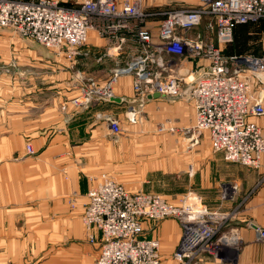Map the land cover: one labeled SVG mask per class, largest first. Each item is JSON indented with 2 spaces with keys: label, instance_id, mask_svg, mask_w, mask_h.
Returning <instances> with one entry per match:
<instances>
[{
  "label": "built area",
  "instance_id": "built-area-1",
  "mask_svg": "<svg viewBox=\"0 0 264 264\" xmlns=\"http://www.w3.org/2000/svg\"><path fill=\"white\" fill-rule=\"evenodd\" d=\"M261 20L264 0H198L196 7L181 9H145L142 0H0V28L49 50L72 49L64 53L69 62L81 54L77 46L90 32L111 44L105 53L114 62L109 75L101 85L93 76L78 74L73 106L85 109L111 101L117 79L130 76L137 106L126 117L135 123L154 95L178 97L186 86L194 122L182 133L195 139L207 134L213 153L251 169H259L264 154V133L252 121L264 117V50L259 56L224 51L236 26ZM125 48L130 55L121 58ZM189 61L203 64L190 73L179 72ZM106 126L113 137L121 134L118 120L109 118ZM157 130L176 132L164 124ZM25 152L34 153L30 143ZM93 182L81 222L89 242H95L94 231L100 234L94 264H162L159 242L143 237V224L169 218L182 229L172 254L178 264H195L204 255L225 261L241 247L237 231L225 229L224 218L190 192L176 204L156 193H129L104 175ZM235 190L225 187L223 197L231 198ZM255 232L264 243V228Z\"/></svg>",
  "mask_w": 264,
  "mask_h": 264
},
{
  "label": "crops",
  "instance_id": "crops-1",
  "mask_svg": "<svg viewBox=\"0 0 264 264\" xmlns=\"http://www.w3.org/2000/svg\"><path fill=\"white\" fill-rule=\"evenodd\" d=\"M142 2L145 9L194 8L198 4V0H143ZM150 28L155 35V27L150 26ZM0 37L11 40L12 33L8 29L0 31ZM90 37L94 39L96 36L90 32ZM101 40L107 43L105 39ZM127 50L124 49L121 58L130 55V51ZM33 54L30 49L23 46L19 49L0 47V65L14 64L17 65L15 67H19L16 61L18 60L27 67L35 64L32 63ZM55 56L37 58L40 60L33 59L34 62L41 63L40 66L44 67L51 77L49 80L48 75L42 77V81L48 80L47 83L50 85L42 88L48 93L42 96L40 102L35 99L34 94L26 99L27 102L25 100V108L28 105L31 107L35 105L40 107V114H34V111L28 109L17 113V117L23 119L19 133L27 137V143L31 144L34 153L26 154L23 145L18 149L20 153L15 154L16 163L13 165L24 169L31 176V188L30 181L26 178L23 191L26 193L19 198L20 205L15 206L27 208L30 213H33V208H39L40 214L81 219L87 191L94 183L93 178L112 173L114 151L117 150L122 167H126L127 174L124 173V176L128 175L126 178L123 176L122 180L140 181L138 187L129 186L128 190L125 188L129 193L152 191L157 193L156 191L161 189V176H167L169 193L165 198L168 201L177 204L190 192L224 218L225 229L237 231L241 242L238 251L232 250L225 261L221 262L209 256H200L195 264H264V243L258 239L255 232V228H264V154L259 169H251L228 163L224 161L222 154L213 153L207 134H203L198 139L191 138L189 133L183 134L182 132L188 130L194 122L193 102L186 86L182 87L183 94L178 97L158 96L147 101L142 112L136 114L135 123H130V130L123 132L121 126V136L113 137L107 129V120L114 118L120 123L126 117L127 111L137 106L131 77L120 76L113 86V99L118 102L111 100L94 103L85 109L77 108L70 103L78 88L77 80L73 79L74 74L79 72L83 76L87 74L93 76L95 69L101 72L103 70L102 74L96 77L102 85L112 65L103 64L97 67L94 63L85 64L78 57V63L73 67L76 68V72L72 73L71 77L70 65L65 54L57 51ZM201 64L203 63L196 61L184 62L177 70L187 74L198 70ZM67 67L69 69H66ZM29 74L30 71L25 69V79L31 81L33 78H30ZM9 77L11 78L12 75ZM34 83L30 82L32 85L25 89L26 93L34 92L37 88L33 86ZM142 117L148 120H152V117L154 120L169 121L174 124L175 134L183 136L184 142L180 141L164 148L170 151L168 160L147 164L140 161V156L144 154L141 150L151 156L154 154V151L147 147H141V150L135 149L137 143L132 142L134 141L132 136L147 135L145 139H149L153 135L148 122H145L146 126H136ZM252 121L264 133V117L252 118ZM125 163L135 167L148 166L151 169L147 173L148 176L139 179V173L135 174L128 170ZM13 182L16 184V180L13 181L12 178ZM152 183H155L156 187L152 186ZM231 186L236 188L233 196L229 199L223 197L224 188ZM63 230L71 231L70 236L74 240L62 251L64 256L72 259L70 263L94 264L99 254V232H93L95 242L91 243L80 222L64 223ZM181 233L180 224L171 218L143 224V237L153 238L159 242L162 264H178L172 258V254L178 246Z\"/></svg>",
  "mask_w": 264,
  "mask_h": 264
},
{
  "label": "rangeland",
  "instance_id": "rangeland-1",
  "mask_svg": "<svg viewBox=\"0 0 264 264\" xmlns=\"http://www.w3.org/2000/svg\"><path fill=\"white\" fill-rule=\"evenodd\" d=\"M151 24L155 25V22H152ZM5 30H7V28H0V31ZM10 31L12 33V39H1L0 37V47H12V49L14 47L17 49L22 46L26 47V49H30L34 53L31 58L32 63L35 64L24 67L21 61L16 60L20 68L15 67L17 65L14 64L0 65V264H71L70 261H72V259L70 257L68 259L67 256H64L62 251L65 250L64 248H68L74 240L70 236L71 231L63 230V226L64 223L76 224L80 222V224H82L81 219L76 220L75 218H72V216L40 214L39 208H33V213H30L27 208L15 206L20 205L19 198L26 193H23L26 178L29 179V186L31 188V176L28 175L24 169L15 167L13 164L16 163L14 161V159H16L15 154L20 153L18 149L23 145L25 148V144L27 143V137L19 133V129L21 128L20 124L23 119L17 117V113L28 109L34 111V114H40V107L35 105L34 107H31L28 105L27 108H25V100L34 94L35 99L40 102L42 96L44 97L48 93V91L42 90V88L50 85L47 81L51 79V77L48 75L45 68L40 66L41 63L34 62L33 59H45L49 56L54 57L55 52L57 51L66 54V52H72V49L62 47L59 50H49L39 45L37 42L22 38L11 29ZM235 31L237 38L235 39L233 36V42L231 43L233 44V47H231L230 44L225 48L226 50L232 49L237 52L244 49L243 54L246 53L256 56H259L263 52L264 20L240 26L238 29L236 28ZM234 44H236V46H234ZM109 48L110 44L108 42L106 43L97 37H94V39L91 37L89 38L88 35L86 41L77 46V51H80L81 54L79 56L76 55L77 58L75 59L74 56H72L70 62L66 59L70 65V69L68 67L66 68L69 69L70 76L72 77V73L76 72V68L73 69L70 63L74 62L75 64L78 57L80 60H83L85 64L94 63L97 67H101L103 64L107 66L114 65L112 60H108L105 57V53ZM12 57H14V55H12ZM25 57L26 56H21V58ZM100 57L103 58L98 60ZM25 69L30 71L28 76L33 78L31 80L35 82L33 86L37 87L32 94L25 92V89L32 85L30 84V80L25 79ZM102 72L95 69V74H93V76L96 78L98 75H101ZM78 74L79 72H76L73 79L76 80ZM10 75H12L11 78L9 77ZM45 75H48V80L44 79L42 81V77ZM52 80L58 79L52 78ZM37 89L39 90L37 91ZM53 91H56V89H53ZM10 97L11 100H9ZM151 119L152 120H148V118L142 117L141 121L136 124V126L143 127L146 126L145 122H148L153 132V135H151L149 139H145L147 135L132 136V138H134V141L132 140V142L137 143L135 149L140 148L141 150V147H147L154 151L153 156H151L147 153L145 154V152L141 150V153L144 154L140 156V161L146 164L152 162L155 163L159 160H168L170 158V156H168L170 151L164 148H168L171 144H177L180 143V141H183V136L178 133H176V135L175 133L167 131L159 132L157 130V125L159 124H164L167 128L172 127V129H174L175 127L173 123L171 124L169 121L164 120H154L152 117ZM130 123L131 122L127 117L120 121L119 124L120 127L122 126L123 132L130 130ZM16 149L17 151H15ZM121 164V159L118 156L117 150H115L112 173L105 177L122 185L127 190L129 186L138 187L140 181L126 182L122 180L124 173L127 174V171L126 167H122ZM126 165L128 166V170L135 174L139 173V179H142L145 175L148 176L147 173L149 172V169H151L148 166L135 167L134 165ZM127 176L128 175H125L124 178ZM12 178L13 181L16 180V184L14 182L12 183ZM152 179L153 177L151 180ZM167 179V176H161V189L156 191V194H159L164 198L165 195L169 193V187L166 182ZM164 182L166 183L164 184ZM16 185L17 187L15 188ZM151 185L156 187L155 183H152ZM143 193L152 194L155 192Z\"/></svg>",
  "mask_w": 264,
  "mask_h": 264
},
{
  "label": "trees",
  "instance_id": "trees-1",
  "mask_svg": "<svg viewBox=\"0 0 264 264\" xmlns=\"http://www.w3.org/2000/svg\"><path fill=\"white\" fill-rule=\"evenodd\" d=\"M248 24H252V23H248ZM245 25H247V24H245ZM240 26H244V25H238V26H236L235 28H234V30H233V36L235 37V39L237 38L236 37V31H235V29L237 28H239ZM235 33V34H234ZM234 46H236V44H234ZM231 47H233V44H231ZM226 54H235V55H243V52H244V49L243 50H239V51H237V52H235V51H233L232 49L231 50H226L225 49V51H224ZM246 54V53H245ZM261 55V54H260Z\"/></svg>",
  "mask_w": 264,
  "mask_h": 264
},
{
  "label": "water",
  "instance_id": "water-1",
  "mask_svg": "<svg viewBox=\"0 0 264 264\" xmlns=\"http://www.w3.org/2000/svg\"><path fill=\"white\" fill-rule=\"evenodd\" d=\"M153 97H158V95H154ZM112 101L118 102V100L112 99Z\"/></svg>",
  "mask_w": 264,
  "mask_h": 264
}]
</instances>
